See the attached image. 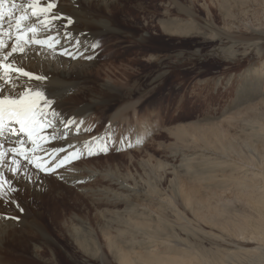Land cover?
Here are the masks:
<instances>
[{
    "label": "rangeland",
    "instance_id": "374dc122",
    "mask_svg": "<svg viewBox=\"0 0 264 264\" xmlns=\"http://www.w3.org/2000/svg\"><path fill=\"white\" fill-rule=\"evenodd\" d=\"M56 5L73 20L69 32L84 34L73 54L60 48L59 60L33 64L67 81L58 106L64 118L79 114L84 128L71 133L73 125H64L46 141L49 126L42 125L39 139L43 147L57 139L89 142L95 154L73 161L75 177L53 173L32 185L9 171L16 165L7 156L0 173L18 189L7 193L18 203L0 199V264H157L158 257L164 264H228L232 252L236 264H264L255 249L264 248V215L257 212L264 209V0ZM55 33L62 38L60 28ZM16 35H2L4 51ZM38 48L43 44L29 51ZM28 57L15 66L27 68ZM19 84L5 92L18 95ZM56 153L49 163L63 157ZM248 178L258 190L244 183ZM179 213L192 225L182 226ZM13 216L19 222L3 218ZM80 230L82 241L75 239ZM212 233L221 239L212 241Z\"/></svg>",
    "mask_w": 264,
    "mask_h": 264
},
{
    "label": "bare ground",
    "instance_id": "6f19581e",
    "mask_svg": "<svg viewBox=\"0 0 264 264\" xmlns=\"http://www.w3.org/2000/svg\"><path fill=\"white\" fill-rule=\"evenodd\" d=\"M61 7H62V5H60L59 8H57V7H56V9L54 8V10L52 9L51 11L53 13H56V14H59V15L62 16ZM24 8H25V6L21 2H16V7L13 8L11 0H8V2L3 5V10H4V13H5V17L4 18H6V20L8 22V23H4L3 22L4 19L2 21V23H3V34H4L5 37H12V36L17 34L16 29L13 26V21L9 19V16L10 15H20V14H22L23 13L22 9H24ZM56 22H58V20L54 21L52 26H51V28L48 29V30H44V29L40 28L39 24H36V27L38 29H40L36 33V38L39 39V40L45 41V43L43 44V49L38 48V49L30 50V51H28V54H27V56H29L27 58L29 62L27 61L28 66H27V68H25V71L31 72V73H33V74H35L37 76L47 77V79L41 82V81H38V80H35V79H29L28 77H22V76L19 77V82L22 83V88L20 89L21 92L23 91L24 88L37 89V90L43 92L45 97H47L48 99L53 101V103L50 105V108L51 109H55V112L58 113V115H55V116L52 115V112L50 111V108L46 107V108L42 109L45 113H47V117L46 118L41 117L43 122L41 123L40 126H42V125L49 126V130L46 131L45 134H49L50 133L48 138L46 137L47 138L46 141L53 140L54 138H56L57 131L59 129L63 128L64 125H65L62 121H66V120L69 119L68 117L64 118L65 114L62 112V108L59 107L58 103H57L58 102L57 97L59 96L58 94H60V93H62L64 91V89L67 86V81H64V79L61 76H58V77L53 78V79H50L49 76L51 75L50 74L51 67H45V71L44 72H47V73H44V72L43 73H39L36 67H37V65H39V63H44V61L46 59H49V58L50 59L59 60L60 57H61V53H63V52L60 53V51H61L60 48H62V50H67L69 54H71V53L73 54L74 46H75L77 37L79 35L81 36V35L84 34V33L78 32L77 30H75L74 32H69V30H68L69 28H65L64 24L61 26L62 20L59 22L60 24L57 25V26L55 25ZM23 23L28 24V25H34L35 21L34 22L27 21V22H23ZM59 28H60V36L62 37L61 39L58 36L57 37L54 36L56 34L55 30H57ZM9 30H11V31H9ZM31 35L32 34L29 33L27 38L31 37ZM49 36L54 37L56 41H59V43H54L53 41L48 40L47 37H49ZM62 40H63V42H62ZM49 44H54V46L51 47L52 50L49 49V46H48ZM74 55H76V52L74 53ZM24 58H25V56H24ZM34 58H35V66L36 67L33 64ZM16 60H24V59H23V57L19 56V57H16ZM16 60H15V65H16ZM61 70H62L61 68L57 69L56 72H60ZM0 75H5V72H3V73L0 72ZM63 76H65V75H63ZM5 78H6V76H5ZM7 78H8V76H7ZM105 81H109V79H105ZM69 84H71V83H69ZM74 85H75V83H74ZM4 94L7 95L8 93L5 92ZM38 103L42 104L43 103V98H41V100L38 101ZM71 119H73L74 121L77 122L76 124H74L73 126L70 127L71 128L70 129L71 133H73L74 131H78V130H81V129L84 128L83 123H80L81 121L82 122H84V121L82 120V117L79 114L73 115L71 117ZM52 121H54V124L56 123V127L55 128H53L54 126L51 127L50 123H52ZM5 123L6 124L8 123L7 119L5 120ZM13 126L17 130L19 129V125H13ZM39 127L37 128L36 132L31 137H29L25 133H19V135H12V136L9 137L7 135V129H6L5 136L4 137H0V143L4 144V148L0 149V150H5L6 151L8 148L16 147L18 152H23L24 155H26L28 157V159L32 160L34 163H41V162H43V164L46 163V165L44 167H47L48 165H54L55 164L53 162L49 163L50 159L48 160V158H49V156L51 154H54L56 152H58V153H56V156H57L56 158H59L61 155H63V157L59 158V160H61L65 156H67L68 154L78 151V149L80 147H82L81 153L87 151L85 149V143H82V142H79V143H77V142L76 143L75 142L74 143L57 142V141H61L62 139H57L55 142L52 141L50 144L44 145V147H43L42 145L45 143L44 142L45 140L44 139H39V137H40V134H39V131H38ZM139 133L141 134V133H143V131H140ZM65 139L67 140L68 138H65ZM40 146H42L43 151H41V149L39 150ZM225 149H226V147L223 145V151L222 152H224ZM18 156H17L18 157L17 159L22 162L20 164L24 166V169L27 170V173L32 177V180L43 179V176H44V179H46L47 176L51 177L54 174H56V176L54 175L55 177H59V176L63 177V178L64 177H75L78 174L77 172L79 171L78 166L72 165L73 164V162H72L71 164H66V166H65V168L63 170L58 168V169H55L54 174L53 173L45 174V172L36 169L33 166V164H29L28 160H25L23 156H21V155H18ZM13 158H16V157H13ZM5 159H7V156L5 157ZM256 167H257V165H256ZM87 169H89V167H87ZM3 170L7 171L6 168H4ZM7 177H10V176L8 175ZM47 180H49V178ZM252 182H253V180L250 179V178L244 180L245 184H249V187H254L256 189L257 186L251 185ZM116 184H118L117 181H116ZM31 185H32V182H31ZM127 186L128 185H125V184L120 185V187H127ZM108 189L109 188H107L106 191ZM104 190L105 189L99 191V194H101V192H102V194H104L105 193ZM110 190H111V188L109 189V193H110ZM256 190H258V189H256ZM103 191H104V193H103ZM111 193L108 194V195H111ZM35 195H36V197H38V194H35ZM15 203H18V201L15 200ZM19 204H21V203L19 202ZM22 205H19V208H23ZM177 209H179V208H177ZM257 210H258L257 212L259 214H263L264 215V209H263L262 206H258ZM179 214H180L179 217L182 218V222H181L182 226H184V225L191 226L192 225V223L182 213H179ZM109 217L112 218V216H110V215H109ZM102 220H103V222H108L110 224L112 223V221L108 220V218H106V217H102ZM23 223H28V220L26 218H24L23 219ZM182 231H185V230H182ZM241 233H243V232H241ZM210 235H211L212 241H214V240L218 241V240L221 239V237L219 235H217L216 233H212ZM85 238L86 237H84L83 230H80V233L75 236V239L78 240V241H82ZM179 239H182V238H179ZM228 242H230V241H228V239L226 238L225 239V244L228 243ZM255 249H259L264 254V248L255 247ZM249 254H251L250 250L248 252H245L243 256H248ZM226 257H228V256L226 255ZM234 257H235V253L232 252L229 255V257L227 258L226 263L233 264V262H235V264H236L237 260ZM0 258H2L1 250H0ZM164 261H165V258L158 257L157 264H164ZM171 261L173 263L177 264L181 260L179 258H171ZM189 262H191V261H182V264H189Z\"/></svg>",
    "mask_w": 264,
    "mask_h": 264
},
{
    "label": "snow or ice",
    "instance_id": "6c2138e0",
    "mask_svg": "<svg viewBox=\"0 0 264 264\" xmlns=\"http://www.w3.org/2000/svg\"><path fill=\"white\" fill-rule=\"evenodd\" d=\"M8 0H0V69H3L5 75H0V137H4L6 134L10 137L12 135H19V133H25L29 137H31L37 130V128L43 122L41 117L46 118L47 113H45L43 108H50V105L53 103L52 100L48 99L44 96V93L37 89L24 88L21 93L18 95H13L11 91H8V94L5 95V91L9 88L16 89L20 87L19 84V76L28 77L29 79H35L38 81H44L47 77L37 76L31 72L25 71V69L21 67L15 66V60L17 56L24 57L27 56L30 45L32 44H44L45 41L39 40L36 38V33L40 30L35 25H28L23 23L31 18L34 19L35 24H39L40 28L44 30H48L51 28L54 21L63 19L66 21L64 27L67 28L68 25L73 23L71 17H62L59 14L53 13L51 10L56 7V0H46V2L42 3L41 0H28V3L25 5L27 9H30V16L27 11L20 15H10L9 19L13 21V26L17 31L16 39L10 47V50L4 51L8 46H6L3 42V19L5 16L3 5L7 3ZM12 7H16V0H11ZM11 31V30H9ZM31 33V37L26 38L27 34ZM67 38V37H66ZM48 40L53 41L54 43H59L56 41L54 37H47ZM49 47H53L54 44H49ZM98 44H93L91 47L96 48ZM65 54H68L65 50ZM74 58V57H73ZM90 59L91 57H86ZM16 73L18 77L15 80L10 78V74ZM8 75L9 78H5ZM43 98V103L40 104L38 101ZM52 115H58L55 112V109H51ZM7 119L8 123H5ZM65 126L74 125L77 122L73 119L69 118L66 121H62ZM80 123H83L82 121ZM13 125H19V129L17 130ZM141 141H137L140 143ZM132 145L129 144V147ZM4 148V144L0 143V149ZM85 149L87 156H92L95 153L92 150V146L85 142ZM100 151H107V147H103ZM119 151V149H117ZM9 154H12L13 157L15 155H21L25 160H28L29 164H33V166L45 172V174L54 173L55 169L64 167L66 164H71L73 161H77L84 156V153L80 151H76L68 154L63 159L59 160L54 165H48L44 167L43 162L34 163L32 160H29L23 152H18L16 147L8 148L5 150H0V165L4 163L5 157ZM12 163L16 165L15 167H9V171L13 173L14 176H19L25 182H32V177L27 173V170L24 169V166L20 164L19 160L13 158ZM63 179V177H59ZM11 180H6L4 178L3 173H0V199H7L10 202L15 203V199L11 197H7L8 192H17ZM19 208V205H17ZM21 212H23V208H19ZM4 219L13 220L19 222L20 217H3Z\"/></svg>",
    "mask_w": 264,
    "mask_h": 264
}]
</instances>
